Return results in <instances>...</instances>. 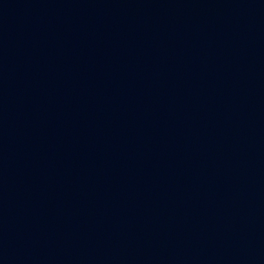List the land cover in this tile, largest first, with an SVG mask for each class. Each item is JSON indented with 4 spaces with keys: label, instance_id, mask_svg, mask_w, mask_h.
<instances>
[{
    "label": "water",
    "instance_id": "95a60500",
    "mask_svg": "<svg viewBox=\"0 0 264 264\" xmlns=\"http://www.w3.org/2000/svg\"><path fill=\"white\" fill-rule=\"evenodd\" d=\"M0 264H264V0H0Z\"/></svg>",
    "mask_w": 264,
    "mask_h": 264
}]
</instances>
